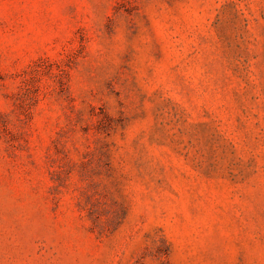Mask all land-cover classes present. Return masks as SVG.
I'll list each match as a JSON object with an SVG mask.
<instances>
[{"label": "rangeland", "instance_id": "374dc122", "mask_svg": "<svg viewBox=\"0 0 264 264\" xmlns=\"http://www.w3.org/2000/svg\"><path fill=\"white\" fill-rule=\"evenodd\" d=\"M0 264H264V0H0Z\"/></svg>", "mask_w": 264, "mask_h": 264}]
</instances>
